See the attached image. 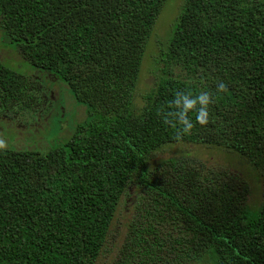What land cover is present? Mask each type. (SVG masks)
<instances>
[{
    "label": "trees",
    "instance_id": "trees-1",
    "mask_svg": "<svg viewBox=\"0 0 264 264\" xmlns=\"http://www.w3.org/2000/svg\"><path fill=\"white\" fill-rule=\"evenodd\" d=\"M166 1L0 0V47L19 56L14 65L0 58V124L9 128L1 135L17 134L22 120L8 119L17 107L31 109L24 126L35 134L31 121L42 122L44 110L37 107L54 96L43 79L87 111L45 148L0 142V264H96L133 189L145 213L130 220L112 264H264V0H184L172 35L159 43L154 84L140 96ZM176 91L213 95L208 123L190 112L194 128L180 138L164 122ZM179 142L247 158L263 171L260 202H249L240 171L189 153L151 161Z\"/></svg>",
    "mask_w": 264,
    "mask_h": 264
},
{
    "label": "rangeland",
    "instance_id": "rangeland-1",
    "mask_svg": "<svg viewBox=\"0 0 264 264\" xmlns=\"http://www.w3.org/2000/svg\"><path fill=\"white\" fill-rule=\"evenodd\" d=\"M183 1L184 0H167L156 20L151 41L146 48V53L147 56H149V59H145L137 88V94L140 96L154 84V79L159 69L158 67L153 69V66L162 64L161 61L157 60L156 56L160 48L159 43H163L172 35L176 20L184 3ZM0 58L5 61H9L12 65H14L16 64L17 59H19V56L13 53L9 48L1 46ZM35 76L36 75L34 73L33 79H35ZM41 82L46 84V86H44V93L47 92L50 96H54L51 97V101L47 100L48 102L45 107L41 105L37 107L39 112H41V109L44 110L42 122L40 121L41 119L31 121L32 128H30V130H33L35 134H27V128L24 126V123L30 122L31 118H33L31 109L27 108L22 110L17 107L15 111L10 112L12 116L9 115L8 119L12 120L14 117H18L17 120H22V122L20 124H14L17 128V130L14 129V132H17V134L12 135V137L1 135V133L4 134L5 131H9V128L6 129L5 125L2 126L0 124V142L2 144L8 145L9 142H13L14 145H17L18 147H24L32 144L33 146L45 148L49 145L48 143L51 141V137L56 138L58 134L61 136L70 135L72 132L70 128L72 127V122H78L86 118L87 111L85 105L78 103L73 97L68 96L67 91H64L62 84L55 83L52 89H50L48 85L50 82L54 81L43 79ZM32 84L35 85L36 81H33ZM37 90H39V96H43V84L37 85L35 92H37ZM62 95L65 97L63 106H61V103L56 102L58 99H61L60 97ZM142 101L143 100L140 97L136 99V102L139 104H141ZM59 109H61V113H64L63 120L62 116L59 115ZM46 110H49V117L47 116ZM39 112L35 111L37 117L40 118ZM3 118L4 117L0 114V119ZM185 153L191 154L205 165L215 169L226 168L232 171H240L250 185L251 194L249 202L253 204H258L260 202L263 193V171L252 167L247 158L241 156L238 152L217 147L215 145L179 142L167 144L159 148L153 153L151 161H157L171 155ZM140 194L139 190L133 189L132 191H128L127 194L122 197L111 225L106 247L100 254L96 264H112L114 257L116 258L119 246H121L124 242V236L128 230L130 220H136L141 216V214L144 215L145 210L138 208L140 203ZM172 259L173 255H170L168 260L171 261Z\"/></svg>",
    "mask_w": 264,
    "mask_h": 264
},
{
    "label": "clouds",
    "instance_id": "clouds-1",
    "mask_svg": "<svg viewBox=\"0 0 264 264\" xmlns=\"http://www.w3.org/2000/svg\"><path fill=\"white\" fill-rule=\"evenodd\" d=\"M216 88L218 92H224L227 85L219 82ZM212 102L213 95L209 91H201L197 95H192L191 92L176 91L174 98L169 102L172 110L164 113V122L176 129L177 138L190 134L194 123L189 113L195 111V120L202 125L207 124L208 109Z\"/></svg>",
    "mask_w": 264,
    "mask_h": 264
}]
</instances>
